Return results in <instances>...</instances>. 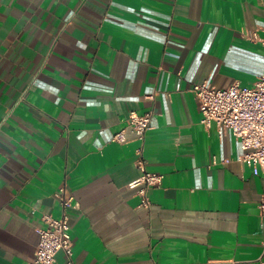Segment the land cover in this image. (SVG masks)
Here are the masks:
<instances>
[{
    "label": "crops",
    "instance_id": "crops-1",
    "mask_svg": "<svg viewBox=\"0 0 264 264\" xmlns=\"http://www.w3.org/2000/svg\"><path fill=\"white\" fill-rule=\"evenodd\" d=\"M249 30L264 0H0V264L33 260L62 186L73 264H264V173L193 91L254 85ZM131 111H153L144 143ZM142 145L164 174L149 207L128 186Z\"/></svg>",
    "mask_w": 264,
    "mask_h": 264
},
{
    "label": "built area",
    "instance_id": "built-area-1",
    "mask_svg": "<svg viewBox=\"0 0 264 264\" xmlns=\"http://www.w3.org/2000/svg\"><path fill=\"white\" fill-rule=\"evenodd\" d=\"M246 36L264 46V38H260L257 31L249 30ZM193 91L200 104L201 123L206 127L216 124L221 135L232 133L241 144L239 160L251 167L254 174L264 173V72L251 87L234 83L228 88H217L204 80L194 83ZM147 98L154 99V95H147ZM152 116L153 111L143 114L131 111L129 114L130 128L142 143L151 128ZM115 140H125L124 131L118 133ZM143 148V145L137 148L135 159L141 175L128 186L137 188L140 205L149 207L151 201L148 190L162 185L164 174L147 168ZM56 196L63 215L60 218L51 214L43 216L44 224L38 228L39 241L35 256L29 264H57L56 255L61 250L68 256V264H73V240L67 208L72 206L74 199L67 195L65 186L59 189ZM259 209L260 215L264 217V197L259 202Z\"/></svg>",
    "mask_w": 264,
    "mask_h": 264
}]
</instances>
